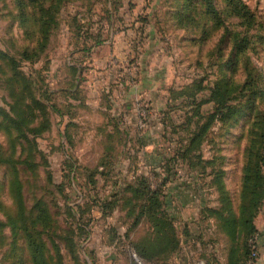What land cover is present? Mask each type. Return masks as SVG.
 Instances as JSON below:
<instances>
[{
  "label": "rangeland",
  "instance_id": "1",
  "mask_svg": "<svg viewBox=\"0 0 264 264\" xmlns=\"http://www.w3.org/2000/svg\"><path fill=\"white\" fill-rule=\"evenodd\" d=\"M243 1L258 18L249 32L226 15L219 24L200 0H66L44 49V9L0 0V146L13 154L0 164V264H35V244L37 264H135L134 245L155 233L147 217L136 222L141 202L129 191L143 178L181 248L200 239L209 263L227 257L232 244L209 210L238 215L250 132L264 114V101L254 111L242 95L244 62H231L247 37L264 77V0ZM219 83L232 86L237 110L227 122L212 121Z\"/></svg>",
  "mask_w": 264,
  "mask_h": 264
},
{
  "label": "trees",
  "instance_id": "2",
  "mask_svg": "<svg viewBox=\"0 0 264 264\" xmlns=\"http://www.w3.org/2000/svg\"><path fill=\"white\" fill-rule=\"evenodd\" d=\"M22 6L33 5L38 3L45 12L40 15L37 20L39 22V34L40 42L39 46L45 47L48 44V40L51 34L52 24L56 26L55 16L57 11L61 8L66 0H17ZM50 1V6L44 7L45 3ZM205 3L206 12L210 16H213L219 24H222V17L226 15L227 18H236L241 21V25L245 27V31L249 32L257 23L258 18L255 13L249 8V6L243 0H221L225 8L223 11L215 8L216 0H200ZM41 8V9H42ZM211 9V10H210ZM230 15V16H229ZM23 16H25V10H23ZM230 30L226 29V33ZM233 39H239V33L232 32L230 34ZM250 43L247 42L245 37L238 49H236V55L234 61L235 67L238 66L240 61L244 62V74L245 83L242 86V95L247 91L249 95L248 105L256 111L257 103L260 99L264 101V93L259 83L264 84V77L260 75L256 66L252 65L249 56H246L247 46ZM76 72L74 68H69ZM76 88V86H73ZM232 86L229 83H219L213 90L212 101L218 106L217 112L214 113L213 120L218 119L221 122H227L235 115L237 110L234 107L227 105L230 101V95L232 93ZM70 91V90H68ZM65 90V93L68 92ZM70 97L78 100V95L74 92L68 93ZM241 95V93L239 94ZM52 98V97H51ZM260 104V103H259ZM39 106V110H36L46 123V111L43 108V104L36 102ZM70 108V107H69ZM19 109V108H18ZM72 109V108H70ZM31 110L30 106L26 105V108L21 107L19 109L20 115L24 116L27 120V113ZM35 111H31L32 121L37 117ZM48 116V115H47ZM24 118L22 124L18 126V129H22L27 125ZM48 119V117H47ZM257 122L250 132L249 144L246 150V164L243 169V181L240 196V207L238 215H235L232 211L225 214V210L211 209L209 212L211 216L217 218L219 221V229L232 244L230 252V260L234 261V264H247L250 258L249 241L256 234L258 230L255 225L257 217L262 212L264 207V114L258 113ZM9 123H12L11 119ZM0 126H2L0 124ZM43 128L38 130H32V133L40 134ZM200 143H198L199 145ZM143 145V144H142ZM0 164H8L9 159H13V154L9 158H5L2 154V148L0 146ZM15 165V163L13 164ZM141 184L137 187H130L129 191L132 192V197L138 199L141 202L139 215L136 222H139V218L147 217L151 220L155 227V233L151 236L145 244L134 245V250L139 259L145 264H153L154 261L159 259L160 264H169L175 254L181 249V241L179 239L174 218L170 217V214L164 207L162 199H160V192L151 191L147 186V180L141 179ZM218 182V178L216 180ZM17 190L19 191V184L17 183ZM162 196V192H161ZM20 197V194L19 196ZM22 199V198H21ZM19 198V205L22 209V200ZM23 216V215H22ZM22 230V229H21ZM31 257L35 261V264L43 263V254L38 245H34ZM135 261V260H134ZM135 264H137L135 262Z\"/></svg>",
  "mask_w": 264,
  "mask_h": 264
},
{
  "label": "crops",
  "instance_id": "3",
  "mask_svg": "<svg viewBox=\"0 0 264 264\" xmlns=\"http://www.w3.org/2000/svg\"><path fill=\"white\" fill-rule=\"evenodd\" d=\"M255 225L260 236L259 258L255 262V264H264V207L260 215L257 217ZM197 244L199 245L197 246ZM193 247L182 246L179 252L174 255L169 264H234V261L230 260L229 251L227 257H222L221 260V258L219 256H216V253L213 252L214 249H209L211 251L209 255L214 253L216 256L215 260L217 259L215 263H209V260L207 261L204 259L207 249H204L200 246V239H196L195 242H193Z\"/></svg>",
  "mask_w": 264,
  "mask_h": 264
},
{
  "label": "built area",
  "instance_id": "4",
  "mask_svg": "<svg viewBox=\"0 0 264 264\" xmlns=\"http://www.w3.org/2000/svg\"><path fill=\"white\" fill-rule=\"evenodd\" d=\"M249 247H250V258L247 264H255V262L259 258V247H260L259 234H256L253 238L250 239ZM133 258L135 259L137 264H145L138 258L136 254H133Z\"/></svg>",
  "mask_w": 264,
  "mask_h": 264
}]
</instances>
